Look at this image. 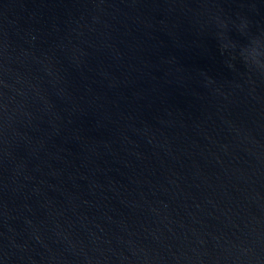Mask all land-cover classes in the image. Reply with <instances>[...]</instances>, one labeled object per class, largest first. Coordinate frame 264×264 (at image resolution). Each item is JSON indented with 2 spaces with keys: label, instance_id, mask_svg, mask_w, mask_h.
Returning a JSON list of instances; mask_svg holds the SVG:
<instances>
[{
  "label": "water",
  "instance_id": "obj_1",
  "mask_svg": "<svg viewBox=\"0 0 264 264\" xmlns=\"http://www.w3.org/2000/svg\"><path fill=\"white\" fill-rule=\"evenodd\" d=\"M0 264H264V0H0Z\"/></svg>",
  "mask_w": 264,
  "mask_h": 264
}]
</instances>
